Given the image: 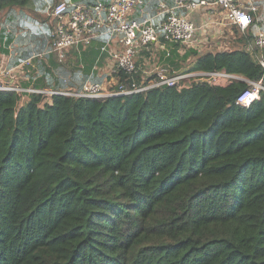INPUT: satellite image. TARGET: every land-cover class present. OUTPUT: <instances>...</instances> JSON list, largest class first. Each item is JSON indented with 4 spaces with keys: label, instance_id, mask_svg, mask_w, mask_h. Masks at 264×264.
Wrapping results in <instances>:
<instances>
[{
    "label": "trees",
    "instance_id": "1",
    "mask_svg": "<svg viewBox=\"0 0 264 264\" xmlns=\"http://www.w3.org/2000/svg\"><path fill=\"white\" fill-rule=\"evenodd\" d=\"M98 1L111 0L74 3ZM31 2L0 0L2 32L25 43L13 63L48 48L49 32L36 28L48 17L27 15ZM230 37L229 50L172 42L167 65L261 79L246 50L253 28L231 25ZM33 63L25 85L81 89L91 72L53 53ZM149 78L117 74L128 87ZM247 86L55 94L44 105L37 93L22 103L0 91V264H264V90L245 107L236 99Z\"/></svg>",
    "mask_w": 264,
    "mask_h": 264
},
{
    "label": "built area",
    "instance_id": "2",
    "mask_svg": "<svg viewBox=\"0 0 264 264\" xmlns=\"http://www.w3.org/2000/svg\"><path fill=\"white\" fill-rule=\"evenodd\" d=\"M145 0H111L98 1L95 4L86 2L74 3L71 0H59L49 4V35L48 48L41 52L34 51L31 57L13 63L15 41L8 46L9 51L5 58H0V91H11L20 94L37 93L42 96L41 105L52 102L55 94H64L73 97L104 98L118 94H132L145 91L162 85L191 86L195 82L207 81L212 84L225 86L235 81H244L248 86L237 96L236 102L248 107L259 99L261 90H264V31L255 33L246 50L263 67V75L259 80H250L240 74L226 70H196L178 71L167 65L166 59L170 56L169 49L172 42H180L187 47H195L201 40L200 33H208L213 29L211 22L206 21L198 26L191 15L202 6L216 5L224 15L229 25H236L243 34H247L254 23L258 6L256 0H174L171 8L182 9L183 13L170 10L164 2H160L158 18L160 27L152 17H132L134 11L145 5ZM103 38V39H102ZM100 40L98 58L106 56L109 61L105 68L106 78L93 80V72L85 79L81 89L73 87L57 89L54 87H36L25 85L23 78L16 76V71L33 64L35 57L53 53L59 63L66 61L71 49H82ZM163 49L165 55H156L154 61L146 60L144 50L148 52ZM202 51V49H200ZM150 55V54H149ZM143 59L140 63L139 60ZM156 65V66H155ZM154 66V67H153ZM99 68L95 66V70ZM93 69V70H94ZM124 70L129 74L143 72L148 82L138 85L135 81L131 86L119 83L117 74Z\"/></svg>",
    "mask_w": 264,
    "mask_h": 264
},
{
    "label": "crops",
    "instance_id": "3",
    "mask_svg": "<svg viewBox=\"0 0 264 264\" xmlns=\"http://www.w3.org/2000/svg\"><path fill=\"white\" fill-rule=\"evenodd\" d=\"M53 1L57 2V0H44L42 2V4L40 5V10L38 15L43 16V17H48L49 20V14H48V7L49 4L54 3ZM59 1V0H58ZM72 2L75 1H80V0H71ZM146 3L143 6H139L134 13L132 14V17L140 19L141 16H149L152 17L154 19V21L156 23L160 22V18H158V12L160 10V2H164L166 4V6L170 9L173 10L174 12L177 11H181L182 9H171L175 3L174 0H145ZM31 7L30 9L26 10L25 13L28 15L29 12H33L36 13L35 11L39 9V6L37 4V2L35 0H32L31 2ZM256 4L258 6V13L256 14V19L252 25L253 28V32L256 33L260 30L264 31V0H256ZM44 11V12H43ZM19 12V11H17ZM6 10L5 11H0V58H5V56L7 55L9 48L8 46L14 41V36L10 37L9 34L6 35V33H3L2 29H3V24L2 21L6 18ZM14 16V20H16L18 18L17 15H12ZM23 15H19V18L16 20V22H22L23 18L21 19ZM192 19L196 22V24H198V26H201L202 24H204L206 21L211 22L210 25L213 26V33L211 40H212V45L209 47V49H206V51L211 50H221V49H225V48H220L222 45H226V47L230 46V31H231V25H229L226 21V16L224 15V13L219 9L216 8V5L211 4L209 6H202L200 7L198 10H196L192 15H191ZM13 20V25L6 23V25L8 24L7 28L9 27H14L15 22ZM49 23V22H48ZM48 23H46V25L48 26ZM34 26H37L36 24H33ZM44 25H39L36 28L38 30L41 31V33H45L48 34V27ZM43 31V32H42ZM8 32V30H7ZM47 32V33H46ZM26 34L21 35L20 37L23 38ZM19 38V37H18ZM22 43H20L18 41V39H16L15 41V45L13 46L14 49V55H13V62L15 59V53H16V49L19 50L21 46H23V40H21ZM102 44V42L100 40H94L92 42V44L88 47L82 48V49H71V54L67 57L68 60V65L69 67L75 68L76 70L78 69V67H82V69H84V67H87L88 65H91V72H93V76L92 78L95 77L96 80H101L103 81L106 76L107 73L105 71V68L108 67L109 61L106 56H102L100 58H98L99 55V50H100V45ZM227 50L231 49L230 48H226ZM150 54V55H149ZM148 55L145 56L146 60L151 59L152 61H154L155 56L157 55L156 50H154V52H149ZM72 57V58H71ZM87 57L90 59L89 61H87ZM25 59V58H24ZM21 61V60H19ZM18 61V62H19ZM32 66L34 67V63L31 66H27L29 67L26 71H30L33 73V69ZM95 66L99 67L96 70L94 69ZM94 69V70H93ZM20 70L16 71V76L17 78L20 76L23 78L22 83L25 82V73H20ZM28 82V81H26ZM30 85H33L32 83H30Z\"/></svg>",
    "mask_w": 264,
    "mask_h": 264
},
{
    "label": "rangeland",
    "instance_id": "4",
    "mask_svg": "<svg viewBox=\"0 0 264 264\" xmlns=\"http://www.w3.org/2000/svg\"><path fill=\"white\" fill-rule=\"evenodd\" d=\"M35 1L37 2L38 6H39V9L36 10L35 12L38 13V14H40L39 13V10H40V5H41V2L42 1L41 0H35ZM210 30L211 31L208 33V35H207L206 32L205 33H200V35L198 36V38H199V40H201V43H199L198 45H196L194 48H196L198 50L202 49V51H206V49H209V47L212 45V43H211L212 42V40H211L212 34L215 33V32L212 31L213 30L212 28ZM215 35H216V33H215ZM220 48H225L226 49V48H230V46L229 47H226V45H222ZM262 52L264 53V49L262 50ZM156 53H157L158 56H160V51H156ZM188 63L189 62H185L184 65L187 66ZM28 68L29 67H24L22 69V72L21 73H25V82L26 81H31L33 83L35 79L32 77V72L26 71ZM28 99H29L28 94H25V95H23V99H22L21 102L22 103H25L26 101H28Z\"/></svg>",
    "mask_w": 264,
    "mask_h": 264
}]
</instances>
